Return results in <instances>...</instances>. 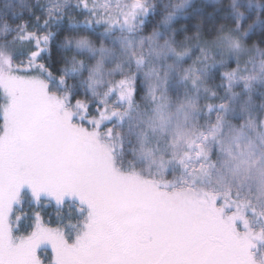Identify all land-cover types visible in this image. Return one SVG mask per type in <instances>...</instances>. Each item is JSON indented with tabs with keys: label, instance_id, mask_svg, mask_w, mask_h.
<instances>
[{
	"label": "snow or ice",
	"instance_id": "1",
	"mask_svg": "<svg viewBox=\"0 0 264 264\" xmlns=\"http://www.w3.org/2000/svg\"><path fill=\"white\" fill-rule=\"evenodd\" d=\"M73 3L89 15L77 20L68 13L66 24L51 30ZM110 3L63 0L47 9L42 30L25 20L6 23V46L27 47L0 51V94L7 97L0 107V264H258L252 249L264 240V227L254 230L248 214L264 225V151L248 135L257 122L245 104L238 122L230 118L236 87L249 90L264 74V61L250 74L241 66L247 30L235 34L237 19L235 30L221 22L205 35L196 21L161 41L154 27L147 35L120 38L117 52L102 39L97 44L94 26L103 25L105 35L114 26L134 33L140 30L133 23L137 15L147 16L153 6L147 0L126 8L120 0ZM182 6L160 23L168 25ZM54 52L63 61L45 62ZM169 56L173 62L161 75L150 58ZM173 71L186 90L175 101L167 94ZM138 73L147 82L143 99L151 111L139 119L134 159L118 162L116 152L126 141L118 125L140 110ZM210 73L224 95L209 83ZM257 135L264 144V127ZM213 146L226 154L223 174ZM136 160L156 172L142 173ZM169 167L179 169L178 180L165 178ZM25 200L32 208L30 230L18 234L29 217L19 211ZM48 207L57 210L55 223L51 215L45 219ZM42 245L50 248V259L39 255Z\"/></svg>",
	"mask_w": 264,
	"mask_h": 264
},
{
	"label": "trees",
	"instance_id": "2",
	"mask_svg": "<svg viewBox=\"0 0 264 264\" xmlns=\"http://www.w3.org/2000/svg\"><path fill=\"white\" fill-rule=\"evenodd\" d=\"M96 0V4H98ZM89 4H92V0H88ZM149 4L153 6L152 9L149 10V13L147 16L143 15H137L136 19L133 21L135 22L134 24L140 25V30L136 31L134 33H128L126 30L122 31L120 27L114 26L112 32L108 34H103V25L100 26H94V28L91 30L92 32V38L96 40L97 44H99L100 40L102 39L106 44L114 47L117 52L119 49V44H114L113 40H116L118 35H127L129 37H138L140 35H147L154 27H158L160 25V21L163 16V10L166 7H169L170 5V0L169 4L165 5V2L163 0H147ZM63 3V0H0V45L4 46L7 44V41L11 39L9 35L10 28L6 27V23L8 25H13L16 23H19L20 20H25L28 22V25L30 28L37 29V30H42V22L43 19L45 18L46 11L49 8L55 9L59 7ZM71 13L76 17L77 20H82L84 16L89 15V12L78 8L75 6V3L70 4L66 6L65 8V20L60 23H52L49 25V28L53 31H56L58 28L62 27L63 25L66 24V19H67V14ZM40 17V21H36V17ZM183 16H188V19L185 20L183 18L177 20L175 24H172L171 27L165 28V27H158L160 32L162 33L160 40L163 41L165 36H168L171 34V30L174 28H179L180 26L184 27H190L194 24L196 21H202L204 25V31L205 35H210L214 29L215 26L218 23L224 22L225 17H231V13L227 11L226 9L223 8L222 2L218 3L217 0H196L194 3L193 7L188 10V12L181 13V17ZM47 30V29H43ZM182 38L181 35H177L176 39L179 41ZM18 46L12 45L8 46L10 48V52H16L22 48H26L27 45L21 44L17 42ZM8 52L6 54H9ZM68 55H71V53H68ZM21 57L17 56L16 61H18ZM219 58V57H218ZM45 62H51L53 65L59 64L63 61V54L60 53H53V55L48 58L47 55L44 57ZM151 62L158 66L161 75H163V72L165 70V64L166 63H171L173 62V58L169 56L167 60L164 58L156 59L155 57H151ZM15 62V61H14ZM187 59L185 60V63H187ZM134 67V66H133ZM85 76L87 73L85 72ZM139 88H140V93L137 96V100L140 103V110L139 113H133V123L136 121V126L133 124L131 131L127 133V129L129 128L128 122L129 118H126L125 121L120 124L122 131L126 133V141L123 150H117L116 152V158L117 161L123 160L125 163H127L128 160L134 159V151H130L131 147V142L136 141V132L139 130V122L136 120L144 117L146 114L150 113L151 111V104L147 100L143 99L145 93H146V86L147 82L144 80L142 74L138 73L137 76ZM209 83H213L216 85V91L220 95H224L223 93V88L219 86V81L213 77V75L210 73L209 75ZM79 87V85L77 84ZM242 86L238 85L236 87V91L240 92V89ZM50 90L51 91H57L58 86L55 83L50 84ZM185 86L181 82L178 81L175 72L173 71L168 79L167 83V94L169 97L175 101L178 98H181L185 95ZM86 92V88H81V94L83 95ZM4 95L0 94V107H2V103L4 100ZM175 99V100H174ZM205 97L201 95V100L200 102H204ZM234 108L236 109V112H239V109L242 105V103H237L232 101ZM203 115L200 117V123H203ZM231 119L235 122H238L239 119L231 116ZM215 152V147L213 149ZM135 166L136 168L141 171L144 174H151L154 173L153 171H150V166L146 165L145 160H136L135 161ZM149 166V167H148ZM171 168V167H169ZM179 169H168L165 178L169 181L172 180H178L179 179ZM159 178V177H158ZM213 187H219L217 185H213ZM24 209L21 210H27L28 212L32 211L31 205L25 201ZM19 210V211H21ZM45 219L48 218L49 215L52 216L53 218V223H55V213L56 209L55 207H48L43 209ZM30 214L29 217L26 218L25 220L21 221V229L20 233L22 234L24 232H27L30 230ZM251 215V213H249ZM70 217L67 215V208L64 210V219L67 220ZM252 218L250 221L253 222L256 219L254 217H249ZM249 221V224L251 223ZM261 227H264V225H261ZM256 247L252 249V252L254 254V258L256 261H259L258 264H264V254L262 250H264V240H257L255 241ZM49 257V256H48ZM257 260V258H259Z\"/></svg>",
	"mask_w": 264,
	"mask_h": 264
},
{
	"label": "clouds",
	"instance_id": "3",
	"mask_svg": "<svg viewBox=\"0 0 264 264\" xmlns=\"http://www.w3.org/2000/svg\"><path fill=\"white\" fill-rule=\"evenodd\" d=\"M195 2L196 0H170V6L163 10L162 18L166 13L173 11L176 5L183 4V6L176 11V15L168 25L161 23L158 27L169 28L181 18L187 20L188 16L181 17V13L188 12ZM217 2H222L223 8L231 13V17H225L223 22L226 28L235 30L236 20L239 19V30L235 34L240 35L247 30V34L242 36V47L239 52L240 62L248 74L257 71L260 62L264 61V0H217ZM183 27L174 29L177 32H182ZM227 59L231 62L232 55L228 54ZM233 101L248 107L250 118L257 122L256 129H249L248 135L253 137L256 150L264 151V144H261L260 137L257 135L264 127L260 124V121L264 120V74H261L259 79L252 81V87L249 90L240 91ZM234 116L240 119L239 112H236ZM225 157V153L217 154L216 148L215 152L212 151V159L216 162L219 174H223L224 169L221 161ZM213 175H217L216 170H213Z\"/></svg>",
	"mask_w": 264,
	"mask_h": 264
},
{
	"label": "rangeland",
	"instance_id": "4",
	"mask_svg": "<svg viewBox=\"0 0 264 264\" xmlns=\"http://www.w3.org/2000/svg\"><path fill=\"white\" fill-rule=\"evenodd\" d=\"M18 1H20V0H18ZM164 2H165V5H167V4H169V0H163ZM98 2V4H101V3H103L104 2V0H98L97 1ZM131 2H132V0H120V5H121V7H127L128 5H130L131 4ZM116 5V0H111V3L109 4V7H114ZM170 6V5H169ZM133 23H135V22H133ZM125 36H127V35H124V34H122V35H118V37L116 38V40H113V43L114 44H119V39L120 38H123V37H125ZM129 37V36H128ZM136 37V36H135ZM130 38H132V37H130ZM15 46H18V44H15ZM119 47V46H118ZM9 50H10V48L8 47V46H6V45H4V46H2V45H0V51H3L5 54L8 52L9 53ZM118 52H119V49H118ZM175 100V99H174ZM7 103V97L5 96L4 97V100H3V103H2V107L5 105ZM132 116H133V114H132ZM233 117H235V118H237L236 116H234V115H232ZM231 118V117H230ZM136 120L139 122V119H138V117L136 118ZM134 123L136 124V121H134ZM133 117H131V118H129V122H128V125H129V128L127 129V133H129L130 131H131V128H132V126H133ZM134 124V125H135ZM136 126V125H135ZM118 127H120L121 128V126L120 125H118ZM138 147V145H137V143H136V141H133V142H131V147H130V151H134L136 148ZM146 165H149L151 168H150V171H153V172H156V169H155V166H152V165H150L149 164V162L148 161H146ZM148 166V167H149ZM169 169H172V168H169ZM222 190V189H221ZM25 201H27V200H25ZM26 203V202H25ZM21 210V209H20ZM26 210V209H25ZM21 211H23V210H21ZM29 214H30V212H29ZM249 217H252V215H250V214H248V219H249V221L252 219V218H249ZM253 220V219H252ZM251 222V221H250ZM250 226L254 229V230H259L260 228H261V224L260 223H258L257 222V220H255V221H253V222H251L250 223ZM256 243V242H255ZM263 251V253L262 254H264V250H262ZM39 255L42 257V258H45V259H50V256H51V251H50V248L49 249H47V250H45V246H41V249H40V251H39ZM49 256V257H48ZM260 259V257L259 258H257V260H259ZM264 259V258H263ZM258 263H259V261H257Z\"/></svg>",
	"mask_w": 264,
	"mask_h": 264
}]
</instances>
